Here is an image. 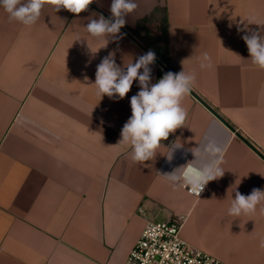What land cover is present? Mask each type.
Here are the masks:
<instances>
[{
  "label": "crops",
  "instance_id": "obj_1",
  "mask_svg": "<svg viewBox=\"0 0 264 264\" xmlns=\"http://www.w3.org/2000/svg\"><path fill=\"white\" fill-rule=\"evenodd\" d=\"M111 2L79 14L46 2L32 26L0 8V264H125L147 219L176 216L188 244L227 264H264V202L227 212L235 189H264V157L190 93L185 126L134 162L119 142L139 81L123 99L94 85L110 54L122 72L146 54L137 40L173 73L193 74V93L264 154V69L241 38L264 35V0H135L123 28L136 40L122 29L90 36ZM149 67L150 84L166 74ZM209 166L223 175L199 197L167 176Z\"/></svg>",
  "mask_w": 264,
  "mask_h": 264
},
{
  "label": "clouds",
  "instance_id": "obj_2",
  "mask_svg": "<svg viewBox=\"0 0 264 264\" xmlns=\"http://www.w3.org/2000/svg\"><path fill=\"white\" fill-rule=\"evenodd\" d=\"M51 3L56 11L61 8L74 14L88 9L93 0H0L2 8L12 21L25 26L34 25L41 14L45 3ZM137 7L135 0H112L110 6L111 17L103 15L98 20H91L86 30L94 38L115 35L125 24V17ZM251 23V22H249ZM243 31V29H241ZM245 42L250 63L264 69V35L252 31L241 37ZM208 59L207 54L204 56ZM155 54L149 51L141 56L136 63H130L126 71H121L111 54L105 57L97 66L95 86L97 94L102 97L123 99L131 90L133 82L139 81V91L130 98L131 116L123 125L119 143L131 146V159L144 163L152 160L170 133L185 126L187 109L182 106V100L191 93L195 76L184 70L179 73L168 72L155 84H150L151 65ZM143 69V72L139 71ZM223 175V170L212 167L201 169L194 174H179V169L167 174L172 181L183 179L193 190H203L207 182ZM239 185V184H238ZM235 198L231 196V203L227 209L228 215L240 217L255 212L258 205L264 202V189L253 188L248 195L241 194L235 189ZM264 213V208L261 209ZM259 247L264 249V238H260Z\"/></svg>",
  "mask_w": 264,
  "mask_h": 264
},
{
  "label": "built area",
  "instance_id": "obj_3",
  "mask_svg": "<svg viewBox=\"0 0 264 264\" xmlns=\"http://www.w3.org/2000/svg\"><path fill=\"white\" fill-rule=\"evenodd\" d=\"M180 185L190 194L199 197L203 190H193L183 179ZM138 212L145 211L139 207ZM184 218L166 220L147 219L142 232L129 251L125 264H227L216 257L188 244L181 236Z\"/></svg>",
  "mask_w": 264,
  "mask_h": 264
},
{
  "label": "water",
  "instance_id": "obj_4",
  "mask_svg": "<svg viewBox=\"0 0 264 264\" xmlns=\"http://www.w3.org/2000/svg\"><path fill=\"white\" fill-rule=\"evenodd\" d=\"M92 6H94L91 3ZM95 7V6H94ZM96 8V7H95ZM103 14H105L106 16H108L110 18L109 15H107V13H105L104 11H101ZM127 35H129L131 38H133L134 40H136L127 30H125L123 27L121 28ZM136 42L140 45V47L146 51V53L149 52V50L142 45L140 42H138L136 40ZM164 71L165 73L168 72H172L162 61H160L156 56H155V60H154ZM173 73V72H172ZM192 94H194L204 105H206V107H208V109L212 112V114L219 120L221 121L226 127H228L231 131L235 132V134L242 139L245 143H247L250 147H252L261 157H264V154H262L256 147H254L245 137H243L239 132L235 131V129L229 124L227 123L214 109H212L205 101H203L199 96H197L195 93H193V91H191Z\"/></svg>",
  "mask_w": 264,
  "mask_h": 264
}]
</instances>
